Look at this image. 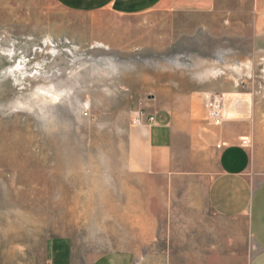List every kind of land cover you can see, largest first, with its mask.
Listing matches in <instances>:
<instances>
[{"label":"rangeland","instance_id":"rangeland-1","mask_svg":"<svg viewBox=\"0 0 264 264\" xmlns=\"http://www.w3.org/2000/svg\"><path fill=\"white\" fill-rule=\"evenodd\" d=\"M173 113L249 139L264 178V0H165L135 16L0 0V264H50L56 240L84 264L115 251L193 264L200 240L228 237L237 221L201 186L152 164L143 125Z\"/></svg>","mask_w":264,"mask_h":264},{"label":"crops","instance_id":"crops-1","mask_svg":"<svg viewBox=\"0 0 264 264\" xmlns=\"http://www.w3.org/2000/svg\"><path fill=\"white\" fill-rule=\"evenodd\" d=\"M56 1L77 12L112 11L135 16L165 0ZM143 126L155 155L152 164L161 172L188 180L191 193H197L201 186L215 216L237 221L228 228V237L223 239L215 234L214 240H200L198 254L189 261L193 264H264V178L253 171L250 146L243 145V136L240 133L230 136L224 130L205 132L203 124L191 113L156 115L155 122ZM212 150L217 159L214 168H208L206 158ZM186 156L188 161L182 160ZM169 261L160 256L142 258L133 252L115 251L85 264H169ZM50 264L84 263L75 260L72 246L66 240H56Z\"/></svg>","mask_w":264,"mask_h":264},{"label":"built area","instance_id":"built-area-1","mask_svg":"<svg viewBox=\"0 0 264 264\" xmlns=\"http://www.w3.org/2000/svg\"><path fill=\"white\" fill-rule=\"evenodd\" d=\"M226 96L217 95L209 100V116L214 121H220L223 118V106L225 105ZM148 121L153 123L156 121V115H151L148 117ZM140 122V121H139ZM242 143L245 146H250V140L245 138L242 139Z\"/></svg>","mask_w":264,"mask_h":264},{"label":"bare ground","instance_id":"bare-ground-1","mask_svg":"<svg viewBox=\"0 0 264 264\" xmlns=\"http://www.w3.org/2000/svg\"><path fill=\"white\" fill-rule=\"evenodd\" d=\"M174 62H175V63H178L179 61H178L177 59H175ZM201 73H202V72H201ZM201 73H200V74H201ZM210 73H211L210 70H206L205 72H203V73L201 74V76H208ZM211 74H212V73H211ZM211 74H210V75H211ZM58 93H59V92H58ZM62 94H63V93H62ZM59 96H60V94H59Z\"/></svg>","mask_w":264,"mask_h":264}]
</instances>
